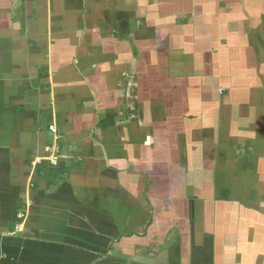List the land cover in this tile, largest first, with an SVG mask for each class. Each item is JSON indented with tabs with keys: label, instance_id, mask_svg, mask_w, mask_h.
Wrapping results in <instances>:
<instances>
[{
	"label": "crops",
	"instance_id": "crops-1",
	"mask_svg": "<svg viewBox=\"0 0 264 264\" xmlns=\"http://www.w3.org/2000/svg\"><path fill=\"white\" fill-rule=\"evenodd\" d=\"M0 264H264V0H0Z\"/></svg>",
	"mask_w": 264,
	"mask_h": 264
},
{
	"label": "built area",
	"instance_id": "built-area-1",
	"mask_svg": "<svg viewBox=\"0 0 264 264\" xmlns=\"http://www.w3.org/2000/svg\"><path fill=\"white\" fill-rule=\"evenodd\" d=\"M49 129L52 131V132H56V128H55V126L54 125H50L49 126Z\"/></svg>",
	"mask_w": 264,
	"mask_h": 264
}]
</instances>
